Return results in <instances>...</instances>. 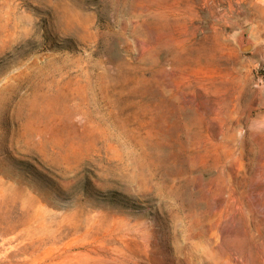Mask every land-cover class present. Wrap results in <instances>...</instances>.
Wrapping results in <instances>:
<instances>
[{
  "label": "rangeland",
  "instance_id": "rangeland-1",
  "mask_svg": "<svg viewBox=\"0 0 264 264\" xmlns=\"http://www.w3.org/2000/svg\"><path fill=\"white\" fill-rule=\"evenodd\" d=\"M0 264H264V0H0Z\"/></svg>",
  "mask_w": 264,
  "mask_h": 264
},
{
  "label": "water",
  "instance_id": "water-1",
  "mask_svg": "<svg viewBox=\"0 0 264 264\" xmlns=\"http://www.w3.org/2000/svg\"><path fill=\"white\" fill-rule=\"evenodd\" d=\"M252 47V44L242 45V50H249Z\"/></svg>",
  "mask_w": 264,
  "mask_h": 264
},
{
  "label": "bare ground",
  "instance_id": "bare-ground-1",
  "mask_svg": "<svg viewBox=\"0 0 264 264\" xmlns=\"http://www.w3.org/2000/svg\"><path fill=\"white\" fill-rule=\"evenodd\" d=\"M22 73V72H21ZM21 77V76H20ZM14 80H16V78L14 79ZM17 81V80H16ZM20 88V87H19ZM17 90V89H16ZM38 217V216H37Z\"/></svg>",
  "mask_w": 264,
  "mask_h": 264
}]
</instances>
